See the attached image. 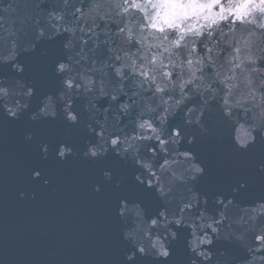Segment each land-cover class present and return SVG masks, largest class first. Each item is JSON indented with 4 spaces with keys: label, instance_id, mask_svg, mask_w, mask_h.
I'll return each instance as SVG.
<instances>
[{
    "label": "clouds",
    "instance_id": "obj_1",
    "mask_svg": "<svg viewBox=\"0 0 264 264\" xmlns=\"http://www.w3.org/2000/svg\"><path fill=\"white\" fill-rule=\"evenodd\" d=\"M0 13V65L17 74L0 76V112L17 120L31 107L36 89L23 78L21 54L64 36V58L53 69L59 90L43 95L28 119L85 129L94 140H84L79 153L73 144L56 143L57 159L96 161L112 153L161 201L149 215L139 201L119 200L115 214L129 247L124 264L138 254L167 261L177 228L187 230L183 264H264V199H235L264 175V0H0ZM178 115L182 123L170 127ZM226 137L232 152L260 155L251 178L227 198L217 194L209 211L208 196L196 190L205 166L191 146ZM24 139L33 140V133ZM38 147L48 159L49 143ZM231 156L219 158L231 163ZM100 174L106 182L113 178L111 169ZM31 176L38 180L41 171ZM92 190L99 193L101 185ZM18 195L37 199L35 191ZM221 239L237 242L247 259L213 251ZM0 264L23 261L0 254ZM48 264H58L54 252Z\"/></svg>",
    "mask_w": 264,
    "mask_h": 264
},
{
    "label": "water",
    "instance_id": "obj_2",
    "mask_svg": "<svg viewBox=\"0 0 264 264\" xmlns=\"http://www.w3.org/2000/svg\"><path fill=\"white\" fill-rule=\"evenodd\" d=\"M9 15L10 18L14 16ZM64 39L59 36L51 41L42 40L34 52L21 54L20 62L25 65L23 78L31 80L36 89L31 107L17 120H9L0 112V243L4 246L0 254L6 259L18 257L23 264H48L53 252L58 264H97L101 260L104 264H124L129 247L120 236L122 224L115 208L123 198L139 201L149 215L157 213L162 204L155 189L135 182L136 170L112 153L96 161L85 160L79 155L60 161L52 150L56 143L73 144L79 153L84 140H94V137L88 136L85 129L67 125L61 119L39 122L28 119L29 112L39 106L43 95L59 90L60 78L53 69L55 62L64 58ZM0 76L16 78L17 74L10 65H0ZM106 103V100L100 101L101 107ZM181 123L178 115L170 121V127ZM29 131L33 133V140L26 141L24 136ZM41 142L49 143L50 153L46 160L38 147ZM191 150L205 166L204 175L196 182V190L208 196L209 211L216 207L212 200L217 194L227 198L233 195L231 188L238 187L241 179L251 178L260 155L255 150L232 152L227 137L222 142L202 140L191 146ZM225 153H232L231 163L219 158ZM36 169L41 171V177L33 180L31 172ZM103 169L113 171L111 181L103 180L100 174ZM120 176L124 180L118 188L116 181ZM45 179L50 181L48 185H44ZM96 183L101 185L99 193L92 190ZM20 191H35L37 199L26 195L20 200ZM235 199L240 204L264 199V175L242 189ZM176 231L178 237L171 245L172 254L167 261H154L138 254L131 264H183L188 256L187 230L177 228ZM212 250L217 254L222 250L226 256L240 260L247 259L246 251L235 241L221 239L214 243Z\"/></svg>",
    "mask_w": 264,
    "mask_h": 264
}]
</instances>
